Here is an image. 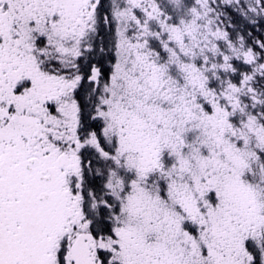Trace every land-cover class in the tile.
<instances>
[{"label":"snow or ice","instance_id":"snow-or-ice-1","mask_svg":"<svg viewBox=\"0 0 264 264\" xmlns=\"http://www.w3.org/2000/svg\"><path fill=\"white\" fill-rule=\"evenodd\" d=\"M0 264H264V0H0Z\"/></svg>","mask_w":264,"mask_h":264}]
</instances>
